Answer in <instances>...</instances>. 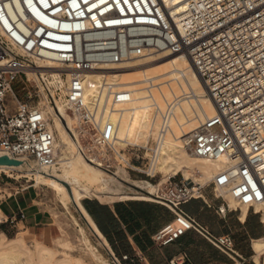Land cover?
Returning a JSON list of instances; mask_svg holds the SVG:
<instances>
[{"label":"built area","instance_id":"1","mask_svg":"<svg viewBox=\"0 0 264 264\" xmlns=\"http://www.w3.org/2000/svg\"><path fill=\"white\" fill-rule=\"evenodd\" d=\"M164 1L0 0V151L21 164L35 162L47 168L56 164L54 133L39 104L17 102L12 107L8 101L9 96L16 100L13 83L22 79L25 91L33 84L27 73L41 70L35 60L46 59L71 68L69 78L61 74L54 82L74 120L70 132L77 153L111 175L119 167L139 173L123 154L131 148L135 161L147 162L146 178L152 179L149 163L166 133L169 110L153 107L161 124L145 145L121 148L86 105L81 77L98 64H120L150 52L184 55L215 107V114L187 137L185 145L201 160L225 158L228 164L206 185L171 177L145 193L149 202L174 215L152 241L165 247L195 231L227 254L232 241L207 235L181 206L200 199L203 189L211 187L216 197L228 196L238 207H257L264 229V0H184L190 11L178 22L171 19ZM47 99L56 108L55 95L49 93ZM228 209L224 203L218 212L223 215ZM111 259L113 264L129 260ZM168 264L191 263L182 255Z\"/></svg>","mask_w":264,"mask_h":264},{"label":"bare ground","instance_id":"2","mask_svg":"<svg viewBox=\"0 0 264 264\" xmlns=\"http://www.w3.org/2000/svg\"><path fill=\"white\" fill-rule=\"evenodd\" d=\"M163 5L170 9V17L175 22L187 15L191 7L188 1L184 0H165ZM35 62L41 70L37 73L29 72L27 77L44 95L43 97L41 94L45 102L43 106L39 104V108L48 123L49 130L54 133L56 164L49 168L40 167L35 162L21 164L18 167L0 165V170H21L23 168L32 170L35 168L38 174L47 177V181L55 185L58 182L69 185L73 203L84 217L89 229L101 239L106 247L105 239L84 211L81 201L91 193L103 191L107 188V178L113 179L116 175H110L92 166L77 153L70 132L73 131V118L67 113L65 105L57 103L56 108L51 107L44 94L47 90L44 85V75L48 74L59 81L61 74H66L69 78L71 68L62 67L46 59L35 60ZM81 80L86 105L94 109L107 136L116 139L121 148L138 145L136 142L138 136L145 132L143 121L136 120L138 111L136 102L139 97L144 100L140 111L143 119L145 103H149L160 112L169 110L166 133L149 163V173L154 176L160 175V184L179 173L185 181L190 183L197 181L207 183L227 166L228 162L225 158L207 162L195 157L185 145L187 137L202 122L215 114L214 104L188 57L172 55L168 52H150L138 59L120 64H98L84 72ZM145 84L148 86L144 87ZM178 93L181 95L177 96ZM47 114L50 115L52 122L46 116ZM153 122L159 128L161 123L157 115ZM1 157L6 156L0 151ZM198 175L201 177L199 180L196 178ZM133 186L140 191L148 193L153 191V189L146 190L148 187ZM224 198L230 208L238 207V204L230 197L224 196ZM132 199L150 200L142 195L120 196V200L123 201ZM240 207L243 210L242 215H245L247 208L242 205ZM256 210H258L257 207ZM1 219L0 212V221ZM254 250L259 255H264L263 241L254 242ZM0 264H71V262L66 258L54 261L53 254L45 249L37 250L34 258L25 251L22 236L9 239L0 234Z\"/></svg>","mask_w":264,"mask_h":264},{"label":"crops","instance_id":"3","mask_svg":"<svg viewBox=\"0 0 264 264\" xmlns=\"http://www.w3.org/2000/svg\"><path fill=\"white\" fill-rule=\"evenodd\" d=\"M202 193L200 199L185 203L181 210L210 237H228L233 244L230 253L221 252L195 231L186 232L165 247L156 246L153 235L171 223L174 215L165 207L149 201L132 199L102 203L98 199H86L81 204L83 206L85 202L88 207L89 212L84 206L83 209L105 239L107 246L102 245L110 256L117 260L129 259L120 264H168L170 259L182 255L191 264H264V255L254 250V242L262 241L264 237L262 219L256 210L246 209V214L242 215L243 210L238 207L220 215L218 209L224 203L228 204L227 200L216 197L211 187L204 188ZM135 195L133 197L145 193L135 192ZM37 196L34 191L24 189L0 201L1 228L7 225L15 230L22 228L38 241L51 240L52 224L39 207ZM1 232L5 234L3 230ZM97 239L102 243L99 237Z\"/></svg>","mask_w":264,"mask_h":264},{"label":"rangeland","instance_id":"4","mask_svg":"<svg viewBox=\"0 0 264 264\" xmlns=\"http://www.w3.org/2000/svg\"><path fill=\"white\" fill-rule=\"evenodd\" d=\"M45 79L47 90L44 94H46V96L49 95V93L55 95L57 102L64 105L63 98L60 95V88H58L59 85L54 82L55 78L48 76L45 77ZM21 86L22 79H18L13 83V92L16 100L12 99L11 96H9L8 99L12 107H15L17 102H28L31 106H36L37 104L43 106L45 102L43 98L44 95L40 92L36 84L33 83L28 85L25 91L21 90ZM143 86L146 87L148 85L145 84ZM28 94L32 98L30 101H28L26 97ZM180 95L181 94L178 93L177 96ZM142 100L143 98L139 97L136 102V105L138 106L136 120L138 122L143 121L142 124L145 130V132L138 136L136 141L140 146L145 145L148 136H154L158 129L153 122L156 117L154 116V109L149 103H145L146 108L144 110L143 119V114L140 112L144 103V100ZM171 100H173V98ZM45 112L47 113L46 108ZM67 113L71 116L68 111ZM46 116L50 118L49 114ZM130 149L131 148H127L123 154H125L127 159H130L131 163H133L140 172L124 171L123 168L119 167L113 171V175H116L115 178H107V188L100 193H91L87 195L82 201L86 199L95 201L98 199L102 203H112L120 200V196L122 195L136 196L135 192L146 193V191L136 189L133 185L148 187L146 190H152L153 186L160 182L161 176L158 174L152 179L146 178L148 172L147 162L142 159L135 161L131 156L132 152H130ZM143 154L144 153H142V156ZM182 177V174L179 173L174 179L175 181H178L183 179ZM196 178L198 180L201 179L199 175L196 176ZM145 181L149 185L144 184ZM194 183L200 185L207 184L205 181L204 183L199 181ZM24 189H29V191L37 193V203L41 210L45 211L46 215L49 217L50 224H52V239L49 241H38V239L30 232L23 230L22 228L15 230L9 225L3 229L0 226V234L2 233L1 230H3L5 232L4 235L9 239H12L17 235L22 236L24 239L25 251L34 258L36 257L37 250L45 249L53 254L54 261L66 258L70 260L71 264H113L109 252L89 229L76 205L73 203L69 185L61 182H58V184L55 185L47 181V177L44 175L40 173L38 174L37 169L35 168L32 170L26 168L21 170H0V201L6 199L16 191ZM144 196L147 195L145 194ZM35 242H39L42 245Z\"/></svg>","mask_w":264,"mask_h":264},{"label":"water","instance_id":"5","mask_svg":"<svg viewBox=\"0 0 264 264\" xmlns=\"http://www.w3.org/2000/svg\"><path fill=\"white\" fill-rule=\"evenodd\" d=\"M0 165L18 167V166L21 165V163L20 162H17V161L10 160L7 157H1L0 158Z\"/></svg>","mask_w":264,"mask_h":264},{"label":"trees","instance_id":"6","mask_svg":"<svg viewBox=\"0 0 264 264\" xmlns=\"http://www.w3.org/2000/svg\"><path fill=\"white\" fill-rule=\"evenodd\" d=\"M83 206H84L85 209L89 212L88 207L86 206L85 202L83 203Z\"/></svg>","mask_w":264,"mask_h":264}]
</instances>
